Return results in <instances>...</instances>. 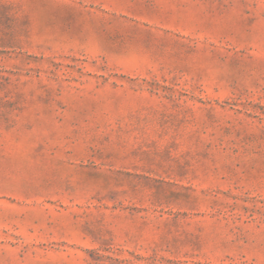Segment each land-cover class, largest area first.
Segmentation results:
<instances>
[{
	"label": "rangeland",
	"instance_id": "rangeland-1",
	"mask_svg": "<svg viewBox=\"0 0 264 264\" xmlns=\"http://www.w3.org/2000/svg\"><path fill=\"white\" fill-rule=\"evenodd\" d=\"M0 264H264V0H0Z\"/></svg>",
	"mask_w": 264,
	"mask_h": 264
}]
</instances>
